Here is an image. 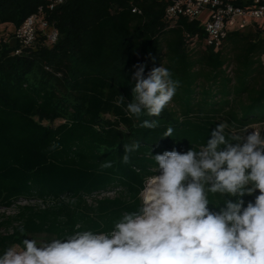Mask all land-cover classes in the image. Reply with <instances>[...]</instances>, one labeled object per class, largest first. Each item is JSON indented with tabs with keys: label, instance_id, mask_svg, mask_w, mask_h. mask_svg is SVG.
Wrapping results in <instances>:
<instances>
[{
	"label": "trees",
	"instance_id": "1",
	"mask_svg": "<svg viewBox=\"0 0 264 264\" xmlns=\"http://www.w3.org/2000/svg\"><path fill=\"white\" fill-rule=\"evenodd\" d=\"M172 3L0 0V206H17L0 220V255L26 238L111 231L160 174L153 156L199 150L218 123L248 133L260 124L264 135V25L230 31L215 51L200 18L167 17ZM34 14L57 30L56 42L40 28L33 42L19 35ZM186 34L198 39L189 44ZM137 64L145 75L163 66L179 81L158 117L126 112ZM144 120L159 126L142 128ZM169 127L173 136L163 137ZM136 142L123 163L124 145ZM106 161L112 167L101 169ZM258 194L243 197L245 206ZM209 200L212 212L224 207L218 194Z\"/></svg>",
	"mask_w": 264,
	"mask_h": 264
},
{
	"label": "clouds",
	"instance_id": "2",
	"mask_svg": "<svg viewBox=\"0 0 264 264\" xmlns=\"http://www.w3.org/2000/svg\"><path fill=\"white\" fill-rule=\"evenodd\" d=\"M133 67L136 83L126 112L160 116L179 81L163 66L146 75V64ZM139 126L155 129L159 122ZM248 128L226 131L229 125L218 123L199 150L153 156L160 174L147 179L139 208L124 212L111 231L39 244L26 238L0 255V264H264V135ZM162 136H173V129ZM139 148V142L125 144L123 163ZM110 167L111 161L101 164ZM257 191L245 206L243 197ZM210 194L224 204L218 212L208 207Z\"/></svg>",
	"mask_w": 264,
	"mask_h": 264
},
{
	"label": "built area",
	"instance_id": "3",
	"mask_svg": "<svg viewBox=\"0 0 264 264\" xmlns=\"http://www.w3.org/2000/svg\"><path fill=\"white\" fill-rule=\"evenodd\" d=\"M62 2L63 0H56ZM167 9V17L172 19L184 16L189 19L199 18L200 14L209 9L210 14L202 23L206 32L205 44L218 51L232 30L243 29L250 23L264 18V0H172ZM53 6V5H52ZM45 31L48 40L54 43L58 39V32L47 21L37 14L29 16L19 27L18 33L25 42H33L37 37V29ZM187 42L197 40L198 35L186 34ZM193 40V41H194Z\"/></svg>",
	"mask_w": 264,
	"mask_h": 264
},
{
	"label": "rangeland",
	"instance_id": "4",
	"mask_svg": "<svg viewBox=\"0 0 264 264\" xmlns=\"http://www.w3.org/2000/svg\"><path fill=\"white\" fill-rule=\"evenodd\" d=\"M209 14H210V10H209V9H205V10L200 14L199 18H200V20H201L202 23H205V22L207 21V18H208V16H209ZM258 22H259L260 24H263V25H264V18L259 19ZM4 27H5L4 24H1V25H0V35H2V34H3V35H6V33H7V28H4ZM10 28H12V26H10ZM261 58H262V61L264 62V54L262 55ZM232 69H233V64H230V65L228 66V71L231 73ZM105 117H106V118H112V116H111L110 114H106ZM45 123H48V122L45 121ZM57 123H58V121L55 122V124H57ZM253 128H258V129L261 130V125H260V124H255V125H253V126L250 128L249 133H251V132L254 131ZM108 194L112 195L113 192H110V193H108ZM25 202H26V201H21V202H19V203H25ZM16 211H17V206H16V205H14V206H12V207H10V208H5V207L0 206V220L2 219L3 215H13ZM31 239H35V240H37L38 244H39L40 242H46L45 239H44L42 236H41V237H38V238H31Z\"/></svg>",
	"mask_w": 264,
	"mask_h": 264
}]
</instances>
